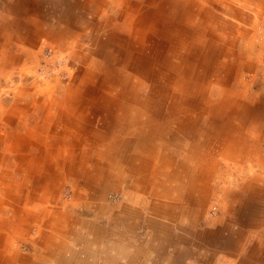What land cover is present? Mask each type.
<instances>
[{
    "label": "crops",
    "instance_id": "crops-1",
    "mask_svg": "<svg viewBox=\"0 0 264 264\" xmlns=\"http://www.w3.org/2000/svg\"><path fill=\"white\" fill-rule=\"evenodd\" d=\"M252 1L264 6V0ZM1 5L0 76L3 68L15 70L33 58L41 38L57 48L74 46L83 66L79 92L40 110L41 116L37 110L47 102L39 101L38 115L31 126L24 120L23 133L14 128L28 109L13 104L0 116L9 126L0 141L14 154L11 171H21L30 182L22 196L5 200L9 218H3L7 205L0 203V264L75 262L77 253L66 247L68 204L57 203L66 183L71 199L94 207L96 216L106 209L99 199L105 201L108 188L123 191L129 201L119 203L113 217L120 225L139 215L135 205L145 199L155 217L186 215V221H155L152 227L162 234L153 231L148 252L170 264H264V104L254 107L244 99L249 90L230 87L229 72L240 58L237 42L225 38L227 29L220 26L224 36H219L218 28L195 24L193 2L186 0H1ZM85 10L86 22L80 15ZM84 41L86 55L79 50ZM152 66L164 74L151 76ZM87 103L93 110H72ZM101 116L104 125L97 130ZM177 138L186 141L181 147L186 157H163V147ZM104 145L112 156L106 149L102 158L88 156L89 149L102 151ZM220 182L226 184L216 185ZM212 194L217 215L189 218V208L202 213ZM18 241L30 252L21 254Z\"/></svg>",
    "mask_w": 264,
    "mask_h": 264
},
{
    "label": "rangeland",
    "instance_id": "rangeland-1",
    "mask_svg": "<svg viewBox=\"0 0 264 264\" xmlns=\"http://www.w3.org/2000/svg\"><path fill=\"white\" fill-rule=\"evenodd\" d=\"M167 1L169 0H162L164 3ZM186 1L193 2V11L196 15L193 17L191 16V20L194 21L195 24H199V26L207 24L210 25L208 26L209 28H218L216 32H220L217 33L220 34L219 36H224L221 30V27H223V30L227 29V32H229L225 35V38L233 40L235 44L237 42V53L235 55H239L238 59L240 58L236 63L239 68L234 67V69L229 72L230 78L233 80L230 87H232L233 90H241L245 94L249 90L248 96L244 97L245 102H250L253 106L261 103L264 104V9H262L264 6L252 0ZM1 8L2 5L0 0V10ZM206 12H208V14H206ZM239 13H241L240 17L237 16ZM80 15H83V21L86 22L88 15H90L89 10L82 11ZM100 20L103 22L105 19L99 18L97 21ZM79 21L83 24V21ZM85 30L86 29H84V33L88 31ZM211 37L214 39L218 36L211 35ZM251 38H253L256 45L254 49L252 48L254 43H251ZM247 41L250 42L246 43ZM57 45L58 44L47 41L46 38H41L39 48L34 50L33 58H25L23 64L16 66L15 70L9 71L3 68L4 73L0 76V116L6 111L5 109L9 105L17 104L19 107L28 109L29 111L24 114L14 128V130L20 131V133L24 131V120H27L26 122L29 123L28 126H31L38 114L40 116L43 115L40 110H48V107L53 108V106H57L56 102L62 101L66 94H77L79 92L77 89H81V86H78L79 83L76 80L83 64H81L80 59L77 58V54L74 53L76 48L74 46L70 48L60 46V48H57ZM88 48L89 44L84 41L81 43L79 50L83 51L86 55ZM203 49H207V43ZM85 66L87 65L85 64ZM252 89H254V91ZM213 94L216 96L215 93ZM57 95L62 99L60 100L58 98L57 101L49 100L52 97L57 98ZM14 100L15 102H13ZM39 101H46L47 103L40 105L41 107L39 111L37 110L38 114L36 113V115L35 109H38ZM33 107L34 110H32ZM60 107L61 106H58V110ZM74 107L75 108L72 110H93V103L92 108L88 103L83 107L74 104ZM66 110H70V108ZM25 116H27V118H25ZM92 117L93 119L96 118L94 116ZM1 122L0 118V136H4L5 132L3 131L9 128V126L5 122ZM103 123L101 116L98 122H96L95 127L97 130L101 129L100 127L104 125ZM177 139L179 140V138ZM182 140L180 139L178 143H172L166 147L162 146L164 148L162 149L164 154L163 157H168L170 160L176 157L179 159L186 157L185 151L181 149V147L186 146V141ZM172 141L174 140H170V142ZM154 145L155 144H152L153 148L155 147ZM107 148L108 147L104 145L102 151L98 149L95 152L93 151L94 149H89L90 153L88 156H95V154L98 153V155L96 154L98 157L93 158H102L100 154L103 155ZM5 149H7L5 142L0 141V203H5L7 205H3V218H9L12 210L5 200L9 202L8 199L10 197L22 196L26 191L30 190L28 185L30 182L28 183L22 178L24 175H22L21 171H15L14 173L11 171L14 168V162L10 161V158L11 155L13 156L14 154L10 151V153L7 152ZM106 152L108 153V157L112 156L108 150ZM108 166L109 165H107V167L104 166V168L107 169ZM170 167L172 169V165ZM256 167L259 166H255V168ZM116 169V166L112 165V171L115 172ZM108 170L109 169L104 172ZM259 170L262 171L260 167L258 169L256 168L257 172ZM244 174L250 178L252 172L246 170ZM238 178V180H233L231 182L233 187H236V185L240 183V176ZM21 180H24L22 187H20L19 184ZM108 183L111 184L112 181ZM224 183L226 184V182H220L216 185H222ZM5 184L12 187L11 190H8ZM123 187L124 189L126 188L125 186ZM216 188L218 187L216 186ZM10 194L12 195L10 196ZM125 195L123 191L108 188L104 194L105 201L99 199V203L103 207H106V209L96 216L94 214V207H87L81 199L77 201L71 199V183H66L63 186L60 196L57 197V203L58 206L61 203L68 204L67 207L64 208V211L70 216L71 223H69L71 230L67 235L66 247L73 249V251L77 253L73 264H170L166 261V258L158 259L151 255V249L148 252V244L153 231L162 234L159 232L160 229L158 227V229L153 230L156 225L155 221H168L170 223H173V221L177 222L178 220L186 221L188 220L187 216L183 214L180 216V213L176 215L174 212H170V214L164 212V214H168V219L166 218V214L162 216L163 213L160 217H155L149 212V204L145 199L138 201L135 205V210L139 215L135 216V218H128L130 221H127L125 226L120 225V222L114 221L113 217L115 212L118 213L117 205L119 203H124L125 200L129 201L125 199ZM216 200L215 195L212 194L202 213L193 212L192 209L189 208V218L195 221L197 214H201L200 216H202V218L204 216L210 217L215 214L217 215L218 202ZM174 208L172 207L171 210H174ZM38 209L40 210V208ZM120 216L122 217L121 214ZM177 216H179V219H176ZM201 222L202 219L199 223ZM35 230L36 228L33 227L30 234H34ZM170 234L174 241L176 234L175 228L171 229ZM18 244L20 246L17 248L21 254L30 252L29 249L31 248H28L26 243L18 241ZM34 246L38 248L37 245ZM37 251L39 252L38 254H40V250L37 249ZM48 264L54 263L48 262Z\"/></svg>",
    "mask_w": 264,
    "mask_h": 264
},
{
    "label": "bare ground",
    "instance_id": "bare-ground-1",
    "mask_svg": "<svg viewBox=\"0 0 264 264\" xmlns=\"http://www.w3.org/2000/svg\"><path fill=\"white\" fill-rule=\"evenodd\" d=\"M173 5V4H172ZM161 15V14H160ZM167 22V21H166ZM147 42V41H146ZM170 45V44H169ZM144 46V45H143ZM144 52V51H143ZM143 52H142V54H143ZM136 54V53H135ZM141 54V53H140ZM147 56V55H146ZM146 59V58H145ZM152 62V61H151ZM161 62V61H160ZM157 64V63H156ZM138 65H140V61H137L136 62V66H135V68L137 67L138 68ZM164 67V66H163ZM151 68H153V66L152 67H150V68H148V70L150 71V75L151 76H154V75H156V76H158V77H160V76H162V74H164V71H161L160 73H161V75H158V74H156L155 73V70H152ZM147 70V71H148ZM148 75V74H147ZM162 86V85H161ZM161 86L159 85V87L157 88V93H159L160 92V88H161ZM190 87V86H189ZM162 89V88H161ZM176 89V88H175ZM119 93H120V91H119ZM154 120V119H153Z\"/></svg>",
    "mask_w": 264,
    "mask_h": 264
}]
</instances>
